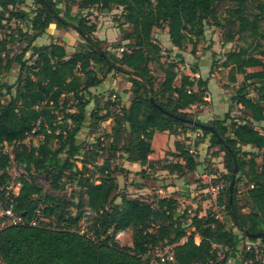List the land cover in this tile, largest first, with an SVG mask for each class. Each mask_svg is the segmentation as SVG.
Returning a JSON list of instances; mask_svg holds the SVG:
<instances>
[{
  "label": "trees",
  "instance_id": "trees-1",
  "mask_svg": "<svg viewBox=\"0 0 264 264\" xmlns=\"http://www.w3.org/2000/svg\"><path fill=\"white\" fill-rule=\"evenodd\" d=\"M34 1L38 7L29 17L26 11L13 10L24 0H0V28L6 24L4 18L29 19L25 28H20L19 43L24 46L6 63L7 66L19 64L18 76L14 86H5L9 99L0 100V143H17L11 157L0 156V200L6 204L14 202L26 222L39 211L41 216H37V226L24 223L0 231V264H149L148 251L161 245H172L173 256L163 262L156 259L155 264H227L242 238L250 242L244 243L240 250L243 264L263 262L264 248L256 245V240L264 244V237L251 234L264 233V132L253 126V122L264 123V50L259 55L250 54L243 47L226 52L222 65L231 66L244 75L231 101L247 111L246 119L239 122L227 112L223 118L206 124L192 116L190 108L206 102L208 80L179 75L177 63L162 57L163 50L153 33L155 29L166 30L172 46L183 49L191 44V53L196 52L209 20L224 29L227 42L235 34L244 32L256 38L262 35L258 23L264 19V0H67L68 5L63 9L65 17L61 19L56 17L60 13L57 1ZM72 5L78 11L93 6L101 11L121 8L117 25L122 34L118 45L123 47L120 55L104 49L99 53L83 43L69 57L58 41L34 42L55 21L64 28L66 21L73 22L90 36L96 25L85 18H76L71 12ZM5 11L9 16L4 17ZM125 24L130 27L129 31L124 28ZM99 40L97 38L95 43ZM249 67L258 70L247 71ZM154 68L163 75L157 87ZM112 73H122L128 78L127 104H121L118 97L115 100L112 91L104 102L89 91ZM177 76H180L178 84L175 83ZM230 79L235 81L234 76ZM253 79L259 94L256 100L247 96ZM92 99L89 116L93 121L113 120L110 132L105 135L110 138V154L97 167L102 175L95 180L84 170L75 168V158L82 152L76 136ZM110 107H117L120 112L113 115L107 111ZM100 111L104 113L99 114ZM37 121L39 126L34 133L41 134L42 139L37 144L26 145L23 140ZM186 125L190 130L200 129L204 137L209 136L210 147L218 146L224 152L228 173L223 175V180L230 181L234 164L245 180L243 195L246 199L242 205H237L236 187L233 186L230 203L229 185L222 188L221 192L226 188V199L223 203L218 199L217 203L224 206L228 215L225 220L209 210L201 215L198 208L189 217L186 210L179 209L175 197L157 196L152 203L118 192L113 158L119 156L128 162L152 167L149 155L154 132L168 131L177 135ZM243 145L260 151L259 163L252 157L246 158L247 153L241 152ZM94 147L97 152L101 149L100 140ZM174 147L171 155L177 160L165 168L180 173L196 170L198 161L187 146L176 140ZM11 161L28 173L43 172L55 189L64 178L70 184L76 179L77 189L82 190L78 201L72 203L44 194L41 187L26 176L19 179L18 192L6 196L10 180L7 167ZM144 171L140 170L143 174ZM37 194L41 197L35 198ZM119 196L120 201L115 202ZM69 206L74 207L75 213L67 210ZM244 208L247 211H242ZM87 209L98 213L92 228L95 239L78 232ZM188 219L190 232L182 225ZM129 227L133 231L130 246L117 244L113 234L107 233L109 229L117 231ZM235 227L241 231V236L235 233ZM194 236L199 238L198 243Z\"/></svg>",
  "mask_w": 264,
  "mask_h": 264
},
{
  "label": "rangeland",
  "instance_id": "rangeland-1",
  "mask_svg": "<svg viewBox=\"0 0 264 264\" xmlns=\"http://www.w3.org/2000/svg\"><path fill=\"white\" fill-rule=\"evenodd\" d=\"M55 1H57L58 7H60V13L57 16L61 19V16L65 17L63 9L66 7V5H68V1ZM37 7L38 5L35 3L34 0H24L23 3H19L13 10L26 11L29 13V17H32ZM71 12L73 15H76V18H85L87 19L88 23H93L96 25V30L91 33L90 36H87L84 33L89 41L94 43L100 49H104L111 54H121L122 47L118 45L121 44L122 34L117 26L120 23V19L118 18V16L121 12V8H113L111 11H101L97 8V6H93L91 8L78 11L77 8L72 5ZM6 16H9L8 11L4 12V17ZM4 21H6L5 26L0 28V38L2 39V42L0 43V100L2 102L7 101L10 97V93L6 91L5 86H14L19 73V64L10 63V65L7 66L6 63L8 60L13 59L16 55H18L21 50V47L24 46V44L21 45L19 43L21 31L19 23L6 18H4ZM66 23L67 27L64 28L55 21L48 30H46L40 35L44 37L43 41L47 42L48 40L55 39L56 41L62 43L69 57L75 50H77L79 44L88 43L92 47L91 43L85 38V36L80 34V32L78 31L79 28L76 24H74L73 22L71 23L69 21H66ZM258 24L260 26L259 33H262V35L253 38L249 36L248 32H244L240 34H235L233 39L227 42L225 41L224 29L213 25L212 21L209 20L205 27L204 36L196 46L195 53L190 52L191 44H187L185 48L179 49V51H183L185 53L184 55L186 57V60H180L178 59V57L176 58L173 54L170 53L171 50H168L164 46L163 41L164 38H166V35H164L165 30H154V39L157 40V37H159V40L157 41L160 43L161 48L163 50L162 57H172L171 60H174L176 63H182L181 66L177 65V72L179 75L188 74L191 77H197V75L195 76V73L199 72L201 77L208 80L204 96L206 102L201 105L196 104L190 108L192 111L191 115L195 117H197L198 113H200L204 109L215 111V113L213 114V118L211 119L209 118L211 116H207L208 118L202 116L201 118L203 119V123L208 124V122H210L212 119H215V117L221 119L227 112L231 117L237 119L239 122L246 119L245 116L247 114V111L237 103L231 101V97L235 95L236 87L243 81L244 75L233 70L231 66H223L222 62L225 60V54L229 50H236L240 47H243L246 48L247 51L253 55H259L260 51L264 50V19H262ZM124 28L127 31L130 30V27L126 24L124 25ZM97 31V35L102 39L99 40L98 44L95 43V40H97L95 32ZM256 44H258V46H255ZM31 62L32 60H28V63ZM193 70H195V72H192ZM246 70L256 71L258 70V68L249 67ZM155 76L157 79H155L154 82L155 87H157L160 80H162L163 75L160 71L155 69ZM231 76L235 77L234 82L230 79ZM110 77H112V79L115 78V84L113 88L107 89L105 95L99 94L101 95L99 97L100 101L104 102L105 99H108L110 91H112V97L115 100L117 99L116 97H118L120 103L122 101H125L126 96H122V98L120 93H125L127 91L125 89V85L127 83L128 78L122 73H112L107 76L106 80ZM179 77L180 76L176 77V84H178L179 82ZM253 81L254 82H251V84H249L248 86L247 96L252 98L253 100H256L259 98V94H257V91L254 88L255 86H257V84H255L256 80L253 79ZM128 85H130V83H128ZM10 91L13 93L14 87ZM94 97L97 98L98 96L94 95ZM112 97L110 98L111 100L113 99ZM71 105H75V102H71ZM92 106L93 102L88 106V108H86L87 116L85 117L81 129L76 136V141L79 143V145H81L82 152L75 158V168L84 170L86 175L88 174L91 178L95 180L102 175L100 172L97 171V167L101 164L102 159L110 154V152L108 151L110 138L105 137V135L110 132L113 120L111 118L100 123H95L93 121V118L89 116V111ZM74 110L75 107L71 109V111ZM107 111H109L113 115L120 112L117 107H110ZM100 113L103 114L104 111H100L99 114ZM62 115L63 114L60 113V117H62ZM227 123L229 122L227 121ZM93 124H95L96 126ZM253 126L261 132H264L263 122H253ZM184 127L190 129V126L188 125ZM198 131L199 134L192 135L191 138L192 142L194 143L196 141L204 143L200 146V149L197 150L198 154H195L196 160L198 161V167L196 169L197 173L191 176V180H195L196 185L195 188L193 187L192 191L190 192L189 188H187L188 193L185 194L184 192L181 197H183V199H186V201H188V199H197V201H201V203H197L198 206H194L193 210L190 213L186 212V215L191 217L194 212V209H202L200 207L201 205L202 207L206 208V210H209L210 212L214 213L220 219L225 220L227 219L228 215H226L224 206L219 205L217 203V200L220 199L222 203L225 201L226 197L224 194V190L226 188L223 189V192H220L218 196L213 197L209 192L204 190V184L202 183V175L204 174L206 175V177L215 176L219 179H223V175L228 173L227 168L225 167L224 152L220 151L218 146L210 147L209 136L204 137L202 135V131L200 129ZM178 133L180 132L178 131ZM41 139V135L32 134L27 137L26 142L30 145L37 144ZM186 139H189V137L183 138V136H180L179 141L183 142L186 145ZM98 140H100L101 149L97 152V148L94 147V145L98 143ZM241 152L247 153L246 158L252 157L257 161V163L260 162V151L258 149L253 148L251 145L241 146ZM95 153H97V155H95ZM98 153L100 154V157H98ZM165 158V155H162L161 158L159 157V159L157 158L159 166L164 165L162 161H164ZM171 159L173 161L177 160L176 157H172ZM123 162L124 161L119 156H116L112 159V167L116 171L115 176L119 187V194L121 195L122 193H124L130 196L141 197L149 202L154 203L155 197L158 196L157 190L161 187L166 188L164 180H166L167 178H160L162 175L165 174L159 173V175L154 176L155 174L153 172H146V170L144 171V174L140 171L135 172L133 170H128V172H125L124 168L122 167ZM7 172L10 176L8 187L12 192L17 191L19 187L17 186L18 181L23 176H26L32 181H34L39 187H41L44 194H49L56 198L68 200L72 203H76L78 201L79 193L82 192L81 189H77L76 179L72 184H70L68 182V179L64 178L61 181L60 187L55 189L52 187L50 180L45 176L43 172L32 170L28 173L13 161L8 164ZM238 177H240L239 180H237ZM217 181L218 179L213 178L212 183H216ZM230 181L223 180L224 187L229 185ZM244 182L245 180L243 179L241 173L239 171H236L233 186L238 189V195L236 197V199H238L237 205H242L246 199L243 195V191L245 189ZM40 197V194H37L35 196V198ZM119 201L120 196L115 199V202ZM202 201H205V203H203ZM41 203L44 204L45 202L41 200ZM185 206L192 208V205L190 203L183 204L181 208H184ZM67 210L70 213H75L76 211L73 206H69ZM242 211H247V208L242 209ZM97 215L98 213L96 211L87 209L83 213V217L79 225L87 229L89 233L92 232L93 223ZM37 216H41L40 211ZM189 222V219L182 222V225L187 232L191 231ZM153 227H156V224ZM233 230L241 236L240 230H238L236 227L233 228ZM123 231L124 233L119 237H115L114 235V241L119 245H132V229L129 227L124 229ZM194 241L198 243L199 238L197 236H194ZM256 245L264 248V244L260 242V239L256 240ZM259 264H264V261L260 262Z\"/></svg>",
  "mask_w": 264,
  "mask_h": 264
},
{
  "label": "crops",
  "instance_id": "crops-1",
  "mask_svg": "<svg viewBox=\"0 0 264 264\" xmlns=\"http://www.w3.org/2000/svg\"><path fill=\"white\" fill-rule=\"evenodd\" d=\"M95 34H96L98 39L102 40L101 37H99L97 35L98 31L95 32ZM153 35H154V33H153ZM164 35H166V38H164V41H163L164 42V46L168 50H171L170 53L173 54L176 58L178 57V59H180V60L181 59L186 60V57L184 55L185 53L183 51H179V49H177L176 47L172 46L166 30L164 32ZM156 36H158V35H156ZM43 40H44V37L39 35V36H37V38L35 39L34 42H36L38 44H47L50 41V40H48L47 42H44ZM51 40L56 41L55 39H51ZM157 40H159V37H157ZM122 50H123V47L121 48V51ZM169 58L172 59V57H169ZM177 65L181 66L182 63L178 62ZM196 75H197V77H201L199 72H196L195 76ZM201 78H203V77H201ZM114 79H112V77H110L107 80L105 79L100 85L93 86V87L89 88L90 93L92 95H96L98 97H100L101 95H105V92L107 91L108 88H110V89L113 88V86L115 84V80ZM203 79H205V78H203ZM128 83L129 82L127 81V83L125 85V89L127 91L125 93L124 92L120 93L121 97L122 96L123 97L126 96L125 97V101H122L121 104H127V100H129V96H130L129 88H130V85H128ZM99 94H101V95H99ZM92 101H93V99L87 105L86 108H88V106L92 103ZM214 113H215V111H210L208 109H204L200 113H198L197 118L200 121H203V119L201 118L202 116H205V117L211 116V117H209L211 119V118H213V114ZM215 118H218V117H215ZM198 130L199 129L190 130V129L185 128L183 131H181V133H179L177 135L171 134L168 131H155L154 134H153V137L151 139L152 153L149 155V158L151 159V161L153 162L154 165L152 167L151 166H141L137 162H128V161L122 159L124 161L123 164H122V167L127 172H128V170H130V171L133 170V171L136 172V171H140L143 168L144 170H146V172H153L155 174L154 176L159 175V173L165 174V175H162V176L160 175L161 177L160 176L159 177L160 178H163V177L167 178L166 180H164V184H166V188H163V187L159 188L157 190L158 196L175 197L178 200V202H179V209L181 211H183V210L185 211L186 210V211H190L191 212L193 210L194 206H198L197 203L200 204L201 201H197V199H188V201H186V199H183V197H181V196L183 195L184 192H185V194L188 193L187 188H189V192L192 191L193 187L195 188L196 182H195V180H191V176L196 174L197 170H194L192 172L180 173V172H178L176 170H169L168 168H165V165L171 164L173 162V160L171 159L173 157L171 155V153H173L175 151L174 142L176 140H180V136H183V138L189 137V139L185 140L187 148L189 149V148L193 147L196 150V154H198L197 150H199L200 146L203 145L204 143H199V144L196 145L191 140L192 135H198L199 134ZM159 134H161V135H159ZM159 139H160V141H159ZM162 155H165L166 158L164 159V161H162V163L164 165L163 166H159L158 165V159H159V157L161 158ZM197 167H198V165H197ZM174 176H175V178H174ZM202 202L205 203V201H202ZM188 203H190L192 205V208H190L188 206H185L184 208H181L183 206V204H188ZM200 207L202 209L200 210V208H198L199 209V214L202 215V214L205 213L206 208L202 207L201 205H200ZM195 210L196 209H194V212H195ZM238 236H239V234H238ZM244 243H249V241L247 239H242L240 241V243L237 246V251L230 254V257H229V259L227 261V264H243V261L241 260L240 250H241V247H242V245Z\"/></svg>",
  "mask_w": 264,
  "mask_h": 264
},
{
  "label": "built area",
  "instance_id": "built-area-1",
  "mask_svg": "<svg viewBox=\"0 0 264 264\" xmlns=\"http://www.w3.org/2000/svg\"><path fill=\"white\" fill-rule=\"evenodd\" d=\"M12 20L19 23V27L22 29L25 28V24H28V21H29L28 18H18V19H12ZM38 126H39V121L36 122L34 128L26 135L25 139L23 140V142L26 145H30L26 142L27 137H29L32 134L41 135V134L34 133L35 130L38 128ZM16 144H17L16 142L7 143L5 141L0 143V156L9 155L11 157L12 149ZM188 150L192 155L196 154V150L193 147L189 148ZM213 178L218 179V181L216 183H212ZM202 183L204 184V190L209 192L213 197L218 196V194L221 192L222 188L224 187L223 179H219L218 177H215V176L206 177L205 174L202 175ZM17 186H20L19 182ZM18 189L17 191L12 192L10 191V188L7 187L5 195L7 196L10 193L15 195L18 192ZM186 212H190V211H186ZM38 214L39 212H37V215ZM24 223H29V225L37 226L39 223V218L35 216L29 222H26L25 219L22 217V215L15 209L14 202H10L6 204L4 201L0 200V231L9 226L22 225ZM78 232L80 234H85L91 239H95L93 233L92 232L89 233L87 229H85L83 226L79 225ZM107 233L113 234V237L114 235L115 237H119L120 235L124 233V231L123 230L113 231L112 229H109L107 230ZM248 244H250V242ZM147 256L150 257L149 264H155L157 261L156 259H158L160 262L172 259V256H173L172 245L157 246L154 249L148 251Z\"/></svg>",
  "mask_w": 264,
  "mask_h": 264
},
{
  "label": "water",
  "instance_id": "water-1",
  "mask_svg": "<svg viewBox=\"0 0 264 264\" xmlns=\"http://www.w3.org/2000/svg\"><path fill=\"white\" fill-rule=\"evenodd\" d=\"M45 5H47V3L44 1ZM58 17V16H57ZM59 19V18H58ZM78 29V28H77ZM78 31L80 32L81 35L85 36V38L88 40V38L86 37V35L84 34V32L80 29H78ZM89 41V40H88ZM92 45V47L98 51L99 53H102L101 49L96 46L94 43H92L91 41H89ZM202 126H206L207 128H210L209 125H204V124H201ZM237 171V166L236 164H234V168L231 172V181H230V184H229V203L231 202V199H232V191H233V184H234V180H235V173ZM252 236L254 237H264V233L262 232H257V233H253L251 234Z\"/></svg>",
  "mask_w": 264,
  "mask_h": 264
}]
</instances>
